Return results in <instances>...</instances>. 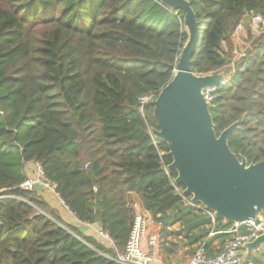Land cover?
<instances>
[{"label":"trees","instance_id":"1","mask_svg":"<svg viewBox=\"0 0 264 264\" xmlns=\"http://www.w3.org/2000/svg\"><path fill=\"white\" fill-rule=\"evenodd\" d=\"M188 1L198 22L193 73L228 76L210 107L215 131L243 118L229 147L262 162L264 33L251 36L235 72L231 64L241 25L264 23V0ZM188 39L184 13L160 0H0V264H120L113 258L126 250L136 199L168 257V229L178 223L190 245L203 241L209 232L193 233L212 220L184 205L169 146L152 134L153 102L143 110L139 102L171 81ZM37 163L75 224L41 187L19 188ZM232 226L216 219L217 231Z\"/></svg>","mask_w":264,"mask_h":264},{"label":"water","instance_id":"2","mask_svg":"<svg viewBox=\"0 0 264 264\" xmlns=\"http://www.w3.org/2000/svg\"><path fill=\"white\" fill-rule=\"evenodd\" d=\"M171 11L184 13L189 35L171 81L153 102L158 129L152 134L168 144L173 162L169 170L177 173L176 183L185 186L184 195L203 205L216 218L233 224L256 219L264 213V161L248 164L229 147L230 135L243 118L226 128L219 136L215 131L211 104L204 91L220 87L228 76L198 75L191 69L198 39V22L188 0H160ZM264 248V233L244 244L246 258Z\"/></svg>","mask_w":264,"mask_h":264},{"label":"built area","instance_id":"3","mask_svg":"<svg viewBox=\"0 0 264 264\" xmlns=\"http://www.w3.org/2000/svg\"><path fill=\"white\" fill-rule=\"evenodd\" d=\"M261 21V18L258 17ZM241 51L239 57H242L248 50ZM235 72V64H231ZM227 80L223 83L225 84ZM222 84V85H223ZM216 87L208 88L204 91V98L208 103H212ZM157 99L156 93H148L139 99L141 108L154 102ZM37 171L36 176L28 177L19 188L24 191H34L38 188H49L54 191L50 183L45 179L43 170L40 164H35ZM176 191L183 199L185 206H191L197 210L202 211L208 215L212 224H210V231L203 241L196 246L193 256L187 264H254L251 259H247L243 254V246L246 243L254 241L256 238L264 233V213L257 216L256 219H250L245 223L239 225L238 228H232L217 231L216 217L213 212L205 208L203 205L193 203L192 198L184 195V191L180 190L174 185ZM134 214V226L124 253L119 254L114 261L120 264H157V260L161 259V236L156 231L150 214L143 208L139 199L134 200L130 205ZM88 228H93L92 225H87ZM95 235L100 243H105L113 246L114 242L110 235L101 228L94 229ZM228 235L230 238L226 239L223 246L213 253L208 251V243L216 235ZM169 242V241H168Z\"/></svg>","mask_w":264,"mask_h":264},{"label":"rangeland","instance_id":"4","mask_svg":"<svg viewBox=\"0 0 264 264\" xmlns=\"http://www.w3.org/2000/svg\"><path fill=\"white\" fill-rule=\"evenodd\" d=\"M264 33V23L261 24V21L258 17H253L252 19H247L246 22H244L241 27L236 32L237 34L234 37V44H235V51H237L236 55L233 53V63L237 65L236 62L240 61L241 57H239V54L241 51L246 49L248 45L250 46V43L252 41L251 36H257L260 33ZM236 56V57H235ZM33 175H37V171L34 167ZM43 191L41 192L46 200L53 206H56L59 208L63 214V218L66 222L75 224V218L71 215L68 208L64 205L63 201L59 198V196L55 193V191L49 189V188H41ZM218 219V218H217ZM220 219V218H219ZM86 231L88 235H95V230L93 228L86 227ZM157 231V230H156ZM161 235V234H160ZM167 236V240H168ZM260 250H256V253L251 255L250 259L254 262V264H264V256H260ZM161 259L157 260V264H172L171 259L168 257V255L165 254L161 250ZM186 264V263H183Z\"/></svg>","mask_w":264,"mask_h":264},{"label":"crops","instance_id":"5","mask_svg":"<svg viewBox=\"0 0 264 264\" xmlns=\"http://www.w3.org/2000/svg\"><path fill=\"white\" fill-rule=\"evenodd\" d=\"M237 34V33H236ZM235 34V35H236ZM34 164H30L27 167V175L28 177H32L34 172ZM43 190L40 189L39 192L41 193ZM73 216V214H71ZM194 215H200L199 213L195 212ZM74 217V216H73ZM184 224H176L173 227L168 229V233L170 236L168 237L169 243L171 244V248L173 249V252L169 255V258L171 259L172 264H183L188 263V261L193 256V253L196 249V246L198 243H195L193 245H190V241L184 237H180L179 233L184 228ZM94 229H98L99 227L97 225L93 226ZM210 226H204L201 229L195 230L193 235H199L203 234L204 232H209ZM87 232V231H86ZM221 234H216L211 241H213L212 248L213 252L217 251L219 248H221L225 242L226 239L230 238L231 236L224 235L220 236ZM201 240V239H200ZM199 240V241H200ZM212 252V253H213ZM256 253V252H255ZM260 256H264V248L260 250ZM244 257L246 258V250L243 251Z\"/></svg>","mask_w":264,"mask_h":264}]
</instances>
